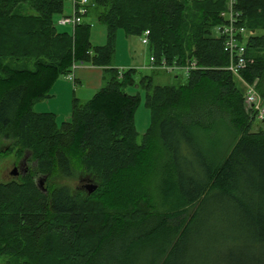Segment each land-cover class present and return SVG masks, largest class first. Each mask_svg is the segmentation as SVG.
Returning <instances> with one entry per match:
<instances>
[{
	"label": "trees",
	"instance_id": "16d2710c",
	"mask_svg": "<svg viewBox=\"0 0 264 264\" xmlns=\"http://www.w3.org/2000/svg\"><path fill=\"white\" fill-rule=\"evenodd\" d=\"M225 7L89 0L107 27V44L96 47L89 23L72 35L57 30L65 0H0V139L16 140L35 162L28 175L0 183L4 264H264V120L226 69L225 39L215 33ZM237 10L250 34L242 74L264 105V0H238ZM119 30L149 31L157 64L199 67L177 86L142 78L152 122L141 139V98L125 90L137 70L113 64ZM79 63L103 68L104 85L92 100H74L59 127L55 114L33 106ZM37 176L47 177L46 192ZM79 178L97 190L60 183Z\"/></svg>",
	"mask_w": 264,
	"mask_h": 264
},
{
	"label": "rangeland",
	"instance_id": "374dc122",
	"mask_svg": "<svg viewBox=\"0 0 264 264\" xmlns=\"http://www.w3.org/2000/svg\"><path fill=\"white\" fill-rule=\"evenodd\" d=\"M33 13L32 10H28ZM73 14V0H65L64 14L58 15L55 18V25L59 32H68L71 35L74 32L73 26L62 27L59 25V21L65 15ZM83 23H89L92 26L91 29V43L93 46L101 47L105 46L108 41L107 27L105 24L98 20V12L94 8H91L88 14L83 18ZM152 54L150 52L149 45L142 43V37H130L125 34L123 30H119L116 35L115 56L113 58V64L119 70L135 69L137 72L133 74L136 83L126 87V92L130 95H139L141 103L136 111L135 126L141 139L147 130L151 126L152 113L146 107V88L142 85L141 80L143 77H152L155 85H180L187 81V76L183 71L177 73H167L158 71L156 69H146L151 67ZM88 67H95L89 63H79L76 65L75 70L70 73L72 79H69L67 75L61 76L50 91V95L42 101L36 102L33 106V111L37 113H53L56 116V122L59 127L62 123L70 121L73 112L74 100H79L82 103H86L95 96L96 92L102 87L104 80L100 72L96 70L88 69ZM98 68V67H95ZM100 69V68H99ZM85 75L84 84H75V78L79 79V74ZM240 83V81L237 79ZM257 123H254L256 127ZM264 128V123L261 124ZM259 127L257 126L256 129ZM218 134H214V137L224 136L223 130L218 131ZM218 135V136H217ZM19 146L14 139H0V183L8 182L11 180H19L28 174H22L21 176H13L12 171L15 169L16 160L23 157L25 153L29 154L28 162L30 168L35 166V162L32 161V155L27 151L24 154L18 152ZM46 176H37L35 178L36 184L41 191L46 192V180L43 186L41 181ZM60 183H68L78 193H84L91 195L88 192L87 185L90 184L87 181H82L80 178L71 182L61 181ZM84 187L86 188H83ZM0 264H4V260L0 259Z\"/></svg>",
	"mask_w": 264,
	"mask_h": 264
},
{
	"label": "built area",
	"instance_id": "2783aa9c",
	"mask_svg": "<svg viewBox=\"0 0 264 264\" xmlns=\"http://www.w3.org/2000/svg\"><path fill=\"white\" fill-rule=\"evenodd\" d=\"M226 7L221 13V17L224 19L223 24L215 28V33L219 37H223L224 50L229 55L230 64L226 68L233 76L240 81L245 87L246 104L248 108L253 112L257 121L264 120V105L263 99L256 88V84L249 83L243 76L242 72L246 70L251 59L247 57V46L249 32L243 24L242 13L237 10L238 0H225ZM89 12V0H73V14L65 15L60 21L59 25L62 27L73 26L74 28L80 25L83 21V16H86ZM150 32L146 31L142 38V43L148 45V36ZM151 67L146 69H156L166 71L168 73H177L183 71L188 74L190 71L199 69L196 62H191L187 66L178 67L176 65L169 66L165 60L157 64L153 57L150 58ZM75 69V66L73 67ZM71 74L67 77L71 78Z\"/></svg>",
	"mask_w": 264,
	"mask_h": 264
},
{
	"label": "flooded vegetation",
	"instance_id": "af4514ba",
	"mask_svg": "<svg viewBox=\"0 0 264 264\" xmlns=\"http://www.w3.org/2000/svg\"><path fill=\"white\" fill-rule=\"evenodd\" d=\"M28 156H29V154L25 153L22 158L16 160V162H15L14 167H15V169L18 170V172L21 176H23L22 174H29L30 171L32 170V167L30 168V166H29ZM19 174L16 176H19ZM83 188H86V187H84V185H83ZM43 192H45V191H43Z\"/></svg>",
	"mask_w": 264,
	"mask_h": 264
},
{
	"label": "crops",
	"instance_id": "0c3cea01",
	"mask_svg": "<svg viewBox=\"0 0 264 264\" xmlns=\"http://www.w3.org/2000/svg\"><path fill=\"white\" fill-rule=\"evenodd\" d=\"M76 65H78V64H76ZM115 66V65H114ZM88 69H91V70H98L97 72H100V74H101V77H102V81L104 80L103 79V76H104V69L103 68H95V67H88ZM79 76H80V78L79 79H76L75 78V84H84V80H82V79H85V75L84 74H82V73H80L79 74ZM103 84H104V82H103ZM103 86V85H102Z\"/></svg>",
	"mask_w": 264,
	"mask_h": 264
},
{
	"label": "water",
	"instance_id": "95a60500",
	"mask_svg": "<svg viewBox=\"0 0 264 264\" xmlns=\"http://www.w3.org/2000/svg\"><path fill=\"white\" fill-rule=\"evenodd\" d=\"M12 175H13V176L18 175V170H17V169H14L13 172H12ZM45 180H46L45 178L42 179V181H41V186L44 185ZM89 183H90V184L87 185V189H88V192H89L90 194H92L93 192H95V191L97 190L98 186H97L96 184H93L91 181H90ZM44 191H45V190H44Z\"/></svg>",
	"mask_w": 264,
	"mask_h": 264
}]
</instances>
